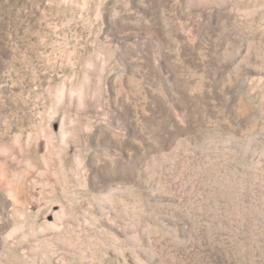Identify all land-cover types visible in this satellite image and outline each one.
Instances as JSON below:
<instances>
[{
	"label": "rangeland",
	"instance_id": "1",
	"mask_svg": "<svg viewBox=\"0 0 264 264\" xmlns=\"http://www.w3.org/2000/svg\"><path fill=\"white\" fill-rule=\"evenodd\" d=\"M187 1L0 0L8 150L32 134L34 163L56 111L86 133L70 145L87 168L61 155L78 185H51L19 163L34 200L0 228L26 253L0 234V264H264V0ZM133 162L136 189L107 192ZM59 207V232L34 236Z\"/></svg>",
	"mask_w": 264,
	"mask_h": 264
},
{
	"label": "bare ground",
	"instance_id": "2",
	"mask_svg": "<svg viewBox=\"0 0 264 264\" xmlns=\"http://www.w3.org/2000/svg\"><path fill=\"white\" fill-rule=\"evenodd\" d=\"M186 3L188 7H191L190 0L187 1ZM112 52H108L107 54L108 60L109 58L111 59V56L113 55ZM46 119L47 121L45 123L42 122L41 118L39 119V122H38L39 123L38 131L40 132V135L34 137V140H35L34 141V149H35L34 154L37 155V152L41 148L43 149V151L39 155V158L34 163L30 162L28 159L23 158L24 156L29 154L27 146L30 144V141L33 138L32 134H29V133L26 134L25 138H22L23 136H21L20 132L19 133L16 132L12 134L10 139H12L13 143L16 145L15 146L16 149H14L13 151L12 150L9 151L6 146V142L8 141L7 138L9 137H6V134L0 133V154H1V157H0V215L1 217L0 218L2 220L3 219L8 220L7 213L9 209L13 210L16 208V209H20V210L22 209V211H25L27 210L29 203L34 200L30 192L32 190V186L35 183V181L32 179L33 182L30 183L29 185L27 184L25 180L26 178L24 179L22 176H19L16 173L18 167L20 166L19 163L22 162L23 159H24L27 171H28L27 172L28 174L26 173L27 175H31L35 173L38 180L43 181V182L45 181V183L47 184L50 183L51 185H56V184L58 185V183H68V184L73 183L72 186L78 185L77 178L72 174V169L70 168L71 165L66 166L65 161H63V159H60L61 155H65L67 153H71V156L73 157V167L80 170L81 173L83 174L82 175L83 177L87 174L86 173L87 168H86V163H85L86 160H85V153H84L86 149L84 150V147L80 145V142L76 143V145L74 146L70 145L71 140L81 138L85 136L86 133L82 132L81 130L77 131V130L72 129L70 127L71 126L70 121H68L66 115L62 113H59L56 111L49 112ZM0 121L1 123H3V126L7 125L9 122L7 121V115L0 112ZM117 140H115L116 143L113 144L112 146L113 148L118 147L119 142L117 143ZM129 140L131 142V138ZM132 140H133V137H132ZM41 141L43 143H40ZM124 143H127V142L123 141L122 144ZM134 143L132 141V143L130 144L133 145L134 147L135 145ZM118 148H121V147H118ZM133 150L134 148L132 149V151ZM13 152H16V154H13ZM136 169L137 168L134 162L131 164L115 167L112 170V172L109 175H107L108 176L107 182L104 183L107 186L106 191L109 193L123 192L125 188L127 189L128 188L126 187L127 185L124 187H118L116 186V184H113V183H119L120 180H122L123 178L125 179L127 178V180L130 181V185H129L130 189L135 190L136 181H137V170ZM98 171L100 173V169ZM10 174L14 176V178L16 179L17 182L15 184L5 183L4 180ZM86 184L87 183H85L84 181L85 186ZM197 198L198 197H196V200ZM178 199L179 200L182 199V195H180ZM65 215H66L65 210L62 207H59V209L56 211L55 209L53 210L50 208V210H48L45 214L42 215L41 225L36 227V229H34L32 234L36 237L37 236L41 237L42 235H46L48 233L55 234L59 232V230L61 229V221L62 219H64ZM47 220H51V221H47ZM4 227L0 228V234L3 235V240H2L3 245L5 247H8L9 249L10 247H12V249L18 250V253L22 255L23 257H25L24 255L26 253V248H24L23 246L8 244V241H9L8 237L10 235V230H8V227L7 228H4Z\"/></svg>",
	"mask_w": 264,
	"mask_h": 264
}]
</instances>
